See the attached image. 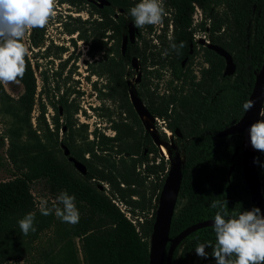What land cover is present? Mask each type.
<instances>
[{
    "label": "trees",
    "instance_id": "1",
    "mask_svg": "<svg viewBox=\"0 0 264 264\" xmlns=\"http://www.w3.org/2000/svg\"><path fill=\"white\" fill-rule=\"evenodd\" d=\"M107 1L109 4L100 8L90 2L89 5L100 19H114L117 32L125 34L124 14L132 19L129 14V0ZM165 2L172 9L171 37L174 41L170 40L161 49L172 80L180 83L160 99L157 107L147 109L153 116L164 120L165 127L172 135L174 128L179 129L180 120L187 121L192 130L181 145L183 161L180 165L181 179L177 199H183V203L176 211L174 206L168 229V236L172 237L189 224L206 218L214 219L215 213L219 210L211 207L214 200L225 199L230 214H238L255 207L250 201L241 175L242 134L220 137L213 135L241 116L254 75L264 59V0L219 1L229 9L238 34L234 52L228 51L235 64V70L231 75H222V58L212 50L201 47L206 55L204 61L207 66L201 69V75L197 80L189 68L192 57L197 53L190 28L193 2L205 12L204 17L209 19L210 37L222 24L221 20H215L214 0H165ZM250 23L251 32L248 33ZM199 25L200 29L204 28L203 22ZM44 35L45 28L30 30L29 46L37 47L43 41ZM94 37L92 34L93 41ZM181 41L185 42L186 46L178 56L170 48V43L179 44ZM209 41L221 47L224 45L222 38L215 41L210 37ZM133 47V44L127 43L124 54H120L119 51L116 57L112 55L108 57L109 53L106 52L101 69H106L113 75L116 82L121 78L124 67L130 64V56L138 57L136 52H131ZM96 51L101 52L102 45H98ZM88 53L94 55L92 51ZM183 58H186V61L181 65ZM215 58L218 59L216 62L212 60ZM25 59L26 74L20 81L21 93L13 99L6 94L0 84V113L10 116L2 136L7 140L6 170L10 175L0 179V264H8L19 259L27 261L25 264H81L77 256L78 251L82 264H147L148 239L145 235H150L154 214L147 222L144 235L118 209L112 201V196L118 198L125 207L137 201L133 197H140L135 188H129L137 181L135 164L143 168L140 181L152 174L156 176L157 171L149 164L148 155L157 150L155 146L150 145L148 131L140 134L137 157H133L128 151L124 138L120 136L115 124L111 125L114 132L112 136L104 135L93 128L92 138L86 139L85 136L79 145L73 135L75 123L69 117L71 112L69 102L62 94L56 100L48 99L47 103L54 112L51 116L53 131L57 135L58 130L63 128L60 143L66 145L69 154L75 159L77 157L83 161L86 168L85 174L81 175L84 181L68 175L37 133L39 120L44 121L45 103L39 97L40 93L36 96V77L30 60L27 56ZM105 63L107 65L104 67ZM93 87L95 88L94 85ZM98 92L101 93L99 89ZM45 97L47 96H43V100L46 101ZM35 104L37 124L32 127L30 112ZM76 111L77 108L74 107L72 112ZM58 118L61 119V123ZM45 125L48 129L47 124ZM79 125L85 126L82 123ZM113 143L116 145L113 146ZM73 147H79V154L72 150ZM236 147L237 150L233 154ZM85 153L88 155L87 158H84ZM113 153L117 155L116 159L112 157ZM123 153H127V156L124 157ZM170 155L172 156V152ZM255 156L256 176L264 199V153L255 150ZM2 164L0 158V167ZM231 164L233 168L227 175ZM91 178L104 180L110 187V194L107 192L104 194L105 192L98 191L90 185L88 181ZM163 179L164 175L160 180L153 181L152 186L156 190L159 189ZM34 181H42L46 185L53 199H47L50 207L62 191L74 195L80 213L79 222L68 224L54 214L41 215L30 191V184ZM126 210L129 214L133 213L129 207ZM29 212L35 213L36 231L23 235L18 221ZM47 229L52 231L48 247L40 248L35 254L32 243ZM75 238L78 248L74 242ZM201 243L215 244L213 225L198 228L183 237L172 251L171 264H185L188 254ZM212 251L211 247L207 251V257L215 261Z\"/></svg>",
    "mask_w": 264,
    "mask_h": 264
},
{
    "label": "rangeland",
    "instance_id": "2",
    "mask_svg": "<svg viewBox=\"0 0 264 264\" xmlns=\"http://www.w3.org/2000/svg\"><path fill=\"white\" fill-rule=\"evenodd\" d=\"M219 1L214 0V15L215 20H221L222 24L221 28L218 31H214L210 37L215 41L220 40V38L224 39L223 47L232 53L235 50L238 34L232 22L229 9L223 2ZM139 2L140 0H129V10ZM164 6L167 15L162 25L135 28V41L132 43L134 47L131 52H136L138 57L131 55L129 61L132 57H135L138 68L135 70L130 64H127L118 82L106 69L102 70L101 66L106 59V52L109 53L108 57L111 55L116 57L119 54L120 41L123 34L115 29L114 19H100L93 7L89 5V2H79L78 0H72V2L57 1L55 6L56 15L50 18L49 23L45 26L43 41L37 47H30L28 44L29 31L26 32L23 38L26 47L29 49L27 57L36 77V96L40 93L39 97L45 103V122L42 119L39 120L37 133L45 141L57 162L68 175L84 181L82 174L69 164L66 156L62 153L60 138L63 130H58L56 135L52 128L51 116L54 112L47 100L52 98L56 100L60 94L70 104L71 112H69V117L75 123L73 135H75L79 145L81 143L80 140H83L85 136L86 139L92 138L91 130L93 128H96L97 132H101L104 135L112 136L114 133L111 129L112 124L117 126L120 136L124 138L123 141L126 143V148L133 154V157H137L138 147H140L138 146L139 137L144 131L154 132L161 137V144L166 148V153H163L160 147H156L157 151L152 156L148 155L151 161H149V164L153 170L157 171L155 173L156 176L152 174V177L148 176L140 181L143 168L135 164L134 172L137 181L133 183V186H129V188H135L140 193V197H133L137 201L128 206L129 209L133 210L129 217L144 235L146 234L147 222L150 216L154 214L158 193L161 188L156 190L152 186L153 181L160 180L163 175L165 177L166 171L173 165L175 160L183 161L181 145L187 140L192 131L187 121L180 120L178 127L181 136H172L165 127L164 120L160 117L155 116L153 123H150L145 116L139 118L128 98L127 89L131 88L135 94L140 95L146 108H155L159 105L160 99L180 83L177 80H172L169 69L164 63L165 55L161 49L162 46L168 44L172 36V9L165 1ZM95 7L97 6L95 5ZM195 7L200 9L201 16H205V12L195 3L193 11ZM115 10L120 13L117 9ZM124 20L125 23L130 20L133 21L127 14H124ZM191 29L193 32L194 29ZM248 30V33H250L251 23L248 26ZM92 34L95 35L94 41ZM197 35L202 34L198 32ZM210 37L208 35V38ZM98 45H102V51L99 53L96 51ZM89 51H92L94 55H90ZM204 57L206 55L203 49H198L189 63L191 74H193L195 80L201 75V69L207 66L204 63ZM212 60L216 62L218 59ZM106 65L105 63L104 67ZM223 67L224 61L222 59V70ZM137 73L140 74L139 80L134 82L133 79ZM1 85L6 94L13 99L22 91L20 83ZM98 89L101 93L98 92ZM45 95L47 96L45 97L46 101L43 100ZM36 107L35 104L30 112L32 127L37 124ZM74 107L77 108L75 113L72 112ZM261 113H264V109ZM261 119H264V117L260 115ZM9 120L10 116L8 114L0 113V158L3 163L0 167V179H5L10 175L6 170V166H8L5 155L7 140L2 137ZM58 120L61 123V119L58 118ZM80 123L85 124V126L79 125ZM45 124H47V128L50 131L46 129ZM112 145L115 146L116 144L113 143ZM112 149L114 150L115 148L113 147ZM72 150L79 154V147H73ZM171 152L172 156L170 155ZM175 154H177V158L174 157ZM69 155L73 156L72 154ZM87 157L88 155L85 153L84 158ZM112 157L116 159L117 155L113 153ZM76 159L81 161L77 157ZM88 183L93 185L96 190L105 192L104 194L106 192L108 195L110 194V187L104 180L91 178ZM30 191L37 207H39L41 199L53 200L42 181L32 182ZM112 197V201L118 202V198ZM182 203L183 199H177L175 211L181 207ZM128 207L123 208L124 211ZM51 237V229L42 232L32 243L33 252L36 254L40 248H47ZM145 237L149 240V235H145ZM74 242L78 248L76 238ZM210 248L206 246L205 251L207 252ZM77 256L82 264L79 251ZM25 263L27 261L19 259L8 264ZM185 264H215V261L210 260L207 256H198L195 249H193L188 254Z\"/></svg>",
    "mask_w": 264,
    "mask_h": 264
},
{
    "label": "clouds",
    "instance_id": "3",
    "mask_svg": "<svg viewBox=\"0 0 264 264\" xmlns=\"http://www.w3.org/2000/svg\"><path fill=\"white\" fill-rule=\"evenodd\" d=\"M56 3L57 0H0V84H19L23 79L29 53L23 38L30 30L45 28L56 15ZM129 14L135 28L162 25L167 15L164 0H140L130 8ZM185 46L183 41L170 43L178 56ZM254 106V101L248 100L243 108L246 112ZM260 115L264 117V113ZM249 138L253 149L264 152V119L250 125ZM211 207L219 209L213 220L215 244L197 245L196 254L206 257L207 246L212 247L216 264H264V215L260 209L254 207L230 214L225 199L212 201ZM39 211L44 216L54 214L68 224H76L80 218L75 196L66 191L57 196L51 207L48 200L41 199ZM18 224L23 235L35 232V213H27Z\"/></svg>",
    "mask_w": 264,
    "mask_h": 264
},
{
    "label": "water",
    "instance_id": "4",
    "mask_svg": "<svg viewBox=\"0 0 264 264\" xmlns=\"http://www.w3.org/2000/svg\"><path fill=\"white\" fill-rule=\"evenodd\" d=\"M87 2L95 4L98 8L103 5H108L107 0H86ZM264 14V6H263ZM136 29L133 26V21H128L126 23V32L121 37L120 41V54H124L125 47L127 43L132 44L135 41ZM202 44L204 41L199 40ZM205 46L215 52L217 55L222 57L224 61V67L222 70V75L228 76L234 73L235 64L232 60L231 54L225 50L223 47L213 44L206 43ZM191 50H189L190 52ZM135 57L130 60V65L133 69L138 68V64L135 62ZM185 59L181 60V65L184 63ZM139 73L136 74L133 81L137 82L139 80ZM129 86V84H127ZM129 102L136 113V115L141 118L145 116L150 123H153L155 117L149 113L147 108L144 106L141 98L131 90L127 89ZM248 100L254 101L255 106L249 111L242 112L241 116L233 123L223 127L221 130L214 133V137L226 136L229 134L241 133V159L240 168L242 180L245 187L249 193L250 201L254 204L256 208L260 209L261 215H264V199L261 195V190L258 185V179L256 176V156L255 149L251 146L249 138V128L250 125L257 120H260L261 111L264 109V59L254 75V80L252 87L247 96L246 102ZM63 128H61V131ZM174 134L177 137L181 136L178 128H174ZM150 138L153 143L160 147L161 141L157 138V134L154 132H149ZM164 146V145H163ZM63 155L66 156L67 160L71 162L72 166L80 172V174H85V165L79 160L75 159L73 156L69 155V149L64 144H60ZM237 147L234 149L233 154H235ZM126 157L127 153H123ZM177 158V154L174 155ZM181 162L175 160L173 165L166 171L165 177L163 179L161 188L158 193L157 205L154 211V217L151 225V231L148 240V260L147 264H171V255L176 244L190 232L205 226H212L213 220L206 218L192 224L187 225L174 236H168V229L170 224V219L174 211V206L177 199V193L180 185ZM233 165L229 166L227 175L232 170Z\"/></svg>",
    "mask_w": 264,
    "mask_h": 264
},
{
    "label": "built area",
    "instance_id": "5",
    "mask_svg": "<svg viewBox=\"0 0 264 264\" xmlns=\"http://www.w3.org/2000/svg\"><path fill=\"white\" fill-rule=\"evenodd\" d=\"M203 19V17L201 16V11L200 9H198L197 7H195V10L192 12L191 14V24H190V28H193L194 31L192 32V37H194V39L196 40V38H198L199 36L202 35H197L198 32H200L199 28H198V24L199 22ZM208 23L205 20V25H207ZM114 204L118 207V209L123 212L124 216L130 220L133 224L134 222L130 219L129 217V212L127 210L124 211L123 208H125V206L121 203V202H115L113 201ZM137 228V227H136Z\"/></svg>",
    "mask_w": 264,
    "mask_h": 264
},
{
    "label": "flooded vegetation",
    "instance_id": "6",
    "mask_svg": "<svg viewBox=\"0 0 264 264\" xmlns=\"http://www.w3.org/2000/svg\"><path fill=\"white\" fill-rule=\"evenodd\" d=\"M165 1V0H164ZM194 3L195 2H193V5H194ZM196 4V3H195ZM197 5V4H196ZM203 17V19L200 21V22H203V26H204V28L203 29H200V25L198 26V28H199V30H200V33L202 34V36H199L198 38H196V40L194 39V37H192V39H193V41H194V43L196 44V49L198 50V49H201V47H206L205 46V44L206 43H211L210 41H209V38H208V35H209V32H208V29H209V19H207V18H205L204 16H202ZM205 20H206V22L208 23L207 25H205ZM199 22V23H200ZM200 39H202L203 41H204V43H202V44H200L199 43V40ZM207 48V47H206ZM191 50V49H190ZM191 52V51H190ZM215 53V52H214ZM219 56V55H218ZM222 58V57H221ZM185 59V61H186V58H184ZM184 61V62H185ZM204 63H206L205 61H204ZM184 64V63H183ZM182 64V65H183ZM206 65H207V63H206ZM145 106V105H144ZM148 110V109H147ZM155 117V116H154ZM170 132V131H169ZM149 133V132H148ZM171 133V132H170ZM172 134V133H171ZM172 136H176L175 134L174 135H172ZM177 137V136H176ZM157 138L161 141V137L159 136V135H157ZM151 139V138H150ZM150 145H153V146H155V147H157L158 148V146L157 145H155L154 143H153V140L151 139V142H150ZM150 155L152 156V153H150ZM151 162V161H150ZM150 177H152V175H150Z\"/></svg>",
    "mask_w": 264,
    "mask_h": 264
},
{
    "label": "bare ground",
    "instance_id": "7",
    "mask_svg": "<svg viewBox=\"0 0 264 264\" xmlns=\"http://www.w3.org/2000/svg\"><path fill=\"white\" fill-rule=\"evenodd\" d=\"M160 150H161L163 153H166V148H165L163 145H160Z\"/></svg>",
    "mask_w": 264,
    "mask_h": 264
}]
</instances>
